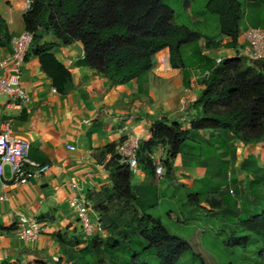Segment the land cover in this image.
I'll list each match as a JSON object with an SVG mask.
<instances>
[{
    "label": "trees",
    "instance_id": "trees-1",
    "mask_svg": "<svg viewBox=\"0 0 264 264\" xmlns=\"http://www.w3.org/2000/svg\"><path fill=\"white\" fill-rule=\"evenodd\" d=\"M27 1L30 6L22 16V23L24 31L32 35V42L25 62L37 58L40 71L62 97L69 94L74 85L71 74L56 58L55 48L80 43L83 58L78 66L95 71L117 87L146 75L152 68V58L163 50L168 51L170 67L183 70L182 46L195 44L200 39L199 34L188 27L172 23L174 13L163 0ZM243 5L239 0L206 1L204 11L216 18L219 35L230 40L223 45L224 48L237 49ZM12 37L0 17V50L10 49ZM47 37L51 40L45 41ZM214 45L218 48L219 43ZM203 72L208 75L202 80L203 91L192 104L195 113L189 129L183 130L176 122L160 120L151 126V138L139 144L135 155L137 167L149 182L155 180L150 156L158 147L164 152V178L169 179L175 172L174 161L178 156L184 166L192 169L191 162L205 164L207 148H212L220 161L231 165L229 174H234L235 146L231 142H239L244 147L264 143V61L252 62L236 56L224 59L219 65L210 62ZM199 132L210 133L207 141ZM121 142L107 145L94 155L107 172L111 184L104 202H97L94 207L100 216L111 210L107 204L124 203L123 211L128 205L138 207V198L131 187L132 172L117 155ZM240 169L251 174L243 202L246 200L255 205L256 200L264 201V191L257 190L264 185V170L249 160H244ZM210 202L216 206L214 199ZM52 214L38 220L51 221ZM112 222H118L123 230L112 229L115 237L109 236L105 241L97 237L87 239L84 248H79L82 243L77 239L66 241L59 234L53 235L60 246L66 244L69 249L61 253L56 264H148L140 259L141 254L134 252L129 260L117 256V253L124 256L130 253L131 245L137 243L144 244L142 255L153 251L158 264H176L191 250L186 242L170 235L158 219L137 210L131 211L129 220L119 217ZM239 225L264 241V209L239 219ZM129 243L126 249L125 245ZM32 264L46 263L37 261Z\"/></svg>",
    "mask_w": 264,
    "mask_h": 264
},
{
    "label": "crops",
    "instance_id": "crops-1",
    "mask_svg": "<svg viewBox=\"0 0 264 264\" xmlns=\"http://www.w3.org/2000/svg\"><path fill=\"white\" fill-rule=\"evenodd\" d=\"M26 1L0 0V17L13 36L24 31L22 16ZM239 2L244 4V15L236 50L223 47L230 40L219 35L213 17L200 22L193 15H186L192 19V27L199 24L200 29H194L200 39L195 44L182 46L183 70L172 69L168 51L163 50L152 58V68L146 75L115 87L95 71L78 66L83 58V47L77 42L53 50L71 74L74 85V89L62 97L40 71L37 58L25 62L20 69V85L29 101L18 110L7 97L0 96V130L3 124L9 123L13 137L29 141V158L46 163L50 170L40 179L15 187L11 185L10 169L5 166L0 179V196L6 197V201L0 202V264H32L37 261L56 264L63 251L53 235L59 234L66 241L80 237L81 228L69 204L74 197L81 196L90 217L98 221L94 206L102 190L110 192L111 184L104 167L94 157L96 151L129 138L136 139L139 144L146 142L151 138V126L160 120L176 122L183 130L189 129L195 113L192 104L204 88L203 79L195 80L194 70L203 71L217 57L234 58L245 45L242 30L252 28L264 32V0ZM172 23L177 25L174 21ZM215 43L221 48H215ZM10 53L11 49L0 50V61L5 63L0 68V78L14 73L8 62ZM199 135L207 141L210 133L199 132ZM231 143L239 151L234 170L236 167L240 169L244 160L253 161L252 164L264 170V143L251 147H244L236 141ZM69 147L74 150L70 151ZM174 168L179 182H187L182 177L193 175V170L182 164L180 156L174 161ZM241 172L230 177L231 180L243 179L244 176H239ZM146 180L145 174L138 169L132 176V191L140 189ZM70 184H75L78 191H72ZM48 214H52L53 219L43 222L46 234L37 241L27 244L17 238L20 217L40 219Z\"/></svg>",
    "mask_w": 264,
    "mask_h": 264
},
{
    "label": "rangeland",
    "instance_id": "rangeland-1",
    "mask_svg": "<svg viewBox=\"0 0 264 264\" xmlns=\"http://www.w3.org/2000/svg\"><path fill=\"white\" fill-rule=\"evenodd\" d=\"M206 1L163 0L174 13V23L184 25L194 32L199 30L200 26L194 24L192 27L190 23L192 19L186 15H193L200 22H207L213 17V21L217 23L214 16L204 11ZM184 4L190 8H185ZM48 38H45V41H50L51 38ZM230 147L233 148V146ZM234 153L236 162L238 147L234 148ZM204 161L205 164L199 161L190 163L193 175L182 177L187 182L182 180L179 182L175 172L169 179L163 176L160 182L146 180L140 189L132 191L138 198V207L128 205L127 210L123 211L124 203L107 204L111 210L104 216L97 213L98 225L94 237L101 241H105L109 236L115 237L112 229L122 231L123 226L112 221L119 217L129 220L131 211L137 210L139 213L158 219L170 235L180 238L189 245L191 250L185 253L176 264H264L263 239L243 230L239 225V219L248 218L264 209L263 200L261 203L256 200L259 204L255 205H250L246 200L243 202L245 192H248L251 174L237 167L234 174H229L231 165L228 166L227 163L220 161L212 148H207ZM254 161L258 162V160ZM187 162L188 160H185V163ZM234 167L232 166L233 169ZM237 172H241L239 176L242 175L244 178L237 179L239 182L235 180L233 182L230 177L236 176ZM257 190L264 191V185ZM105 193L106 191L100 193L98 203L104 202L107 197ZM213 199L216 201V206L211 205L210 201ZM248 199L250 200L251 197ZM121 211H123L122 214ZM90 219L94 220L91 217ZM79 236L77 240L83 238L78 240L82 243L79 248H84L88 240L84 237L82 229L79 231ZM125 246L127 249L130 243ZM131 247L130 253H126L125 256L117 253V256L120 259L129 260L130 254L134 252V254H141L140 259L148 264H158L153 251L142 255L144 244L141 246L137 243ZM66 250H69L68 246L63 244L62 251Z\"/></svg>",
    "mask_w": 264,
    "mask_h": 264
},
{
    "label": "built area",
    "instance_id": "built-area-1",
    "mask_svg": "<svg viewBox=\"0 0 264 264\" xmlns=\"http://www.w3.org/2000/svg\"><path fill=\"white\" fill-rule=\"evenodd\" d=\"M30 2L26 1L24 12L29 9ZM244 39V48L236 56L246 58L249 61H264V32L260 29L247 28L241 32ZM32 42V35L28 32H21L11 38L8 62L13 66L14 73L7 78H0V96L7 97L16 109L20 110L29 98L20 85L21 67L25 64V57ZM234 56V57H236ZM224 59L217 57L214 59L215 65L221 64ZM5 63L0 61V68ZM195 80L203 79L208 72L199 69L194 70ZM139 147L136 139L129 138L117 147V155L120 161L127 165L134 175L138 171L135 155ZM70 151L74 148L69 147ZM30 143L26 139L13 137L9 123H5L0 130V179L3 177L5 166L9 167L11 173V185L23 187L32 180L43 177L50 166L32 161L29 158ZM162 149L158 147L153 151L150 158L153 161L155 180L160 182L164 176V168L161 162ZM72 191H78L75 184H70ZM6 201V197L0 196V202ZM70 207L75 211L77 221L83 231L86 239H92L95 236L97 221H92L89 217L88 206L81 197H74L69 202ZM17 238L27 244H32L42 235L46 234L45 223L38 219H27L20 217L16 228Z\"/></svg>",
    "mask_w": 264,
    "mask_h": 264
}]
</instances>
